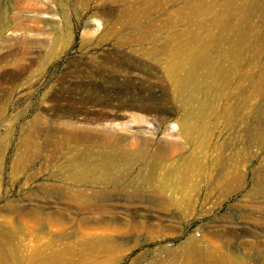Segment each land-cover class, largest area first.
<instances>
[{
    "label": "rangeland",
    "instance_id": "1",
    "mask_svg": "<svg viewBox=\"0 0 264 264\" xmlns=\"http://www.w3.org/2000/svg\"><path fill=\"white\" fill-rule=\"evenodd\" d=\"M0 264H264V0H0Z\"/></svg>",
    "mask_w": 264,
    "mask_h": 264
}]
</instances>
